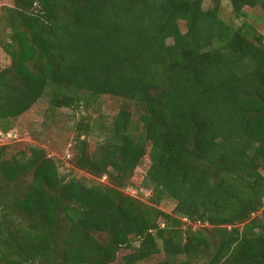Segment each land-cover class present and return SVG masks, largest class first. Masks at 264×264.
<instances>
[{
    "label": "trees",
    "instance_id": "1",
    "mask_svg": "<svg viewBox=\"0 0 264 264\" xmlns=\"http://www.w3.org/2000/svg\"><path fill=\"white\" fill-rule=\"evenodd\" d=\"M11 1L2 132L45 96L122 104L77 127L73 164L106 183L0 145V264H112L122 248L123 264H264V35L224 21L221 0ZM227 1L238 18L264 12ZM144 162L148 201L124 191Z\"/></svg>",
    "mask_w": 264,
    "mask_h": 264
},
{
    "label": "rangeland",
    "instance_id": "2",
    "mask_svg": "<svg viewBox=\"0 0 264 264\" xmlns=\"http://www.w3.org/2000/svg\"><path fill=\"white\" fill-rule=\"evenodd\" d=\"M12 5L11 0H0L2 6ZM208 6V1L204 2ZM250 16L246 19L238 18L232 12L230 3L227 0H221L220 15L224 21L233 27H241L248 23L259 33L264 35V12L260 8L249 10ZM10 64V57L0 46V70ZM122 100L112 96H103L99 101L85 111L83 107L71 108L62 107L52 109L48 98L45 96L37 101L26 113L12 120L10 130L7 133L2 132L0 128V145H7L6 155L16 153L20 150L28 151L31 146L41 147L46 154L57 162L59 172L62 176L70 178L84 179L87 183H106L105 177H94L86 171L77 169L73 164L76 156V147L78 141L77 127L81 122L90 123L96 127L110 122L114 115L120 109ZM82 110V115L80 111ZM85 138V136H82ZM90 147L94 145V138L88 137ZM147 163L144 162L138 168L130 185L124 191L128 194L138 197L143 201H148L149 190L144 186L142 178L144 177ZM174 207V201L165 200L160 208L169 212ZM194 225V227H197ZM129 250L122 248L117 256V260L112 264H123L122 257Z\"/></svg>",
    "mask_w": 264,
    "mask_h": 264
},
{
    "label": "built area",
    "instance_id": "3",
    "mask_svg": "<svg viewBox=\"0 0 264 264\" xmlns=\"http://www.w3.org/2000/svg\"><path fill=\"white\" fill-rule=\"evenodd\" d=\"M0 135H2V132H0Z\"/></svg>",
    "mask_w": 264,
    "mask_h": 264
}]
</instances>
